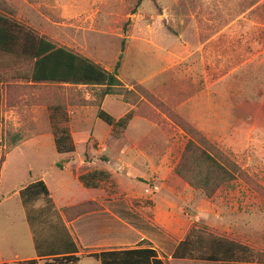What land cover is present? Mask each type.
Returning a JSON list of instances; mask_svg holds the SVG:
<instances>
[{
    "label": "rangeland",
    "instance_id": "1",
    "mask_svg": "<svg viewBox=\"0 0 264 264\" xmlns=\"http://www.w3.org/2000/svg\"><path fill=\"white\" fill-rule=\"evenodd\" d=\"M249 1L0 0V10L36 35L71 48L110 71L123 48L117 76L126 92L107 96L102 103L114 117L130 109L136 113L118 138L100 139L109 127L101 120L91 133L94 137L75 133L80 125L94 124L99 87L62 85L54 88V97L65 102L67 114H82L80 120L69 117L76 143L73 156L82 155L85 149H102L97 151V165L115 171V177L100 183L102 192L119 198L121 213H130V197L137 196L133 204L145 208L152 238L160 239L166 231L178 234L182 228L178 212L166 210L173 204L190 215L186 217L192 220L190 228L237 240L264 256V0L252 5ZM185 124L233 158L245 176L212 197L179 178L175 167L192 139ZM134 145L145 156H138ZM64 156L50 152L49 162L56 165L48 167L45 176L61 205L80 198L70 167L57 165ZM10 189L1 184L0 196ZM41 206L52 207L47 199H40L32 210ZM23 210L17 199L0 205V226L6 229L0 235L19 236ZM11 212L16 215H8ZM49 221L58 222L55 218ZM44 227L34 224L33 230L48 232ZM135 245L139 243L122 246ZM78 264L99 262L83 256Z\"/></svg>",
    "mask_w": 264,
    "mask_h": 264
},
{
    "label": "trees",
    "instance_id": "2",
    "mask_svg": "<svg viewBox=\"0 0 264 264\" xmlns=\"http://www.w3.org/2000/svg\"><path fill=\"white\" fill-rule=\"evenodd\" d=\"M255 1L250 0L248 4L252 5ZM122 56L123 48L118 54L113 70L110 71L71 48L56 45L51 40L36 35L0 10V72L17 71L22 79L39 84L40 90L45 94L43 102L46 105L45 124L54 136V145L58 153L69 154L75 150L65 102L55 100L54 97V88L58 86L66 84L99 87L96 117L110 127L112 138H118L135 116V111L130 109L115 118L100 107L104 96H123L126 92L117 76ZM130 94L135 95L133 91ZM146 96L153 98L148 93ZM123 101L128 102L126 99ZM148 117L151 116L148 114ZM185 127L192 134V139L186 142L175 167V173L179 178L192 188L200 190L205 197H212L217 190L229 185L236 178L245 176L238 163L210 143L200 131L187 124ZM78 178L88 191L97 195L103 191L100 183L109 179L110 174L103 169H93L80 173ZM19 194L22 204L27 208L32 228L34 224H39L42 228L45 226L44 228L53 232L54 238L50 243L51 250L43 254L45 256L2 264H78L83 256L93 258L100 264H166L149 244L77 254L78 248L64 221L56 215L57 225L49 223V220L53 219L50 212L52 207L42 206L39 212L32 210L33 204L40 199H47L48 204L52 206L45 183L42 180L32 182L22 188ZM100 208L97 200L88 199L65 207L62 211L66 219L70 220L76 215ZM43 231L45 230H41ZM38 247L41 248V245L38 244ZM172 257L213 262H264L263 254L254 251L248 245L229 237L204 234L197 228L189 229L184 239L175 247Z\"/></svg>",
    "mask_w": 264,
    "mask_h": 264
},
{
    "label": "crops",
    "instance_id": "3",
    "mask_svg": "<svg viewBox=\"0 0 264 264\" xmlns=\"http://www.w3.org/2000/svg\"><path fill=\"white\" fill-rule=\"evenodd\" d=\"M44 96L45 94L40 90L38 83L22 79L19 77L17 71L5 70L0 72V185L6 184L11 188L8 193L0 196V205L10 199H17L24 209L22 212L23 216L18 221V226L21 229L20 233L18 232L19 236L13 239L11 237L8 238L5 234L0 235V264L32 258L38 259L39 257L45 256L43 254L49 253V247L47 249L42 248L53 242V232L48 230V232L34 233L28 220L27 208L22 204L19 194L22 188L37 180H42L45 183L52 201V208L50 210L52 218L59 217L64 221L65 227L78 248L77 254H83L86 252L84 250L97 252L102 250L133 248L148 245L150 242L151 244L149 245L157 251L158 256L166 264H200V262H213L172 257L175 247L184 239L192 223L190 218H186L190 217V215L184 213L181 208L177 209L176 205L170 204V206L166 207V210L168 209L173 213L175 211L178 212L179 218L177 220L182 227L178 234L166 231L160 239L157 237L152 238L148 235L147 225L149 222L146 220L145 208L142 206V210H140L133 204L136 201L134 199L138 198L137 196L133 195L130 197V213L128 211L121 213L118 206L119 198L117 196H106L105 191H100L96 195L82 185L78 178L79 174L93 169L106 170L109 172L110 177H115L113 168L97 165V151H102V149H92L91 151L85 149L82 155L76 157L73 156V152L69 154L60 153L66 154V156L61 160L62 163L59 167L63 169L70 167L72 178L77 181V192L80 198L72 203L58 204V200L56 201L54 199L45 179L46 169L56 165L54 163L55 161L49 162L48 157L50 152L53 153L56 149L54 136L45 124L46 105L43 103L45 101ZM107 96L109 95L104 96L102 99L101 108ZM68 115L69 117L73 116L77 120L82 118V114L78 111H69ZM98 120L96 117L93 125H80L79 131L75 133H79L83 138L93 136L91 133L97 129ZM71 134L74 135V132L72 131ZM109 135L110 128L108 127V129L104 130V134L100 139H104ZM143 137L144 134L138 138ZM132 148L138 156H145L142 149L136 145ZM87 153L91 159L86 158ZM108 162H110V157ZM144 163H147L146 157ZM114 168H117V166ZM88 199L97 200L101 208L86 211L70 220L66 219L62 211L63 208L76 205ZM155 202L154 200V205ZM166 203L169 204L168 201ZM41 207H38L35 211L39 212ZM8 215L15 216L16 213L11 212ZM155 220L158 221L157 218ZM120 225L123 232H120ZM164 226L167 227L165 224ZM3 230L6 231L4 227L0 226V234ZM120 233H122L121 236ZM173 235L180 236L175 238ZM131 242L139 243V245L130 247L122 246ZM38 244L39 246L41 245V248L38 247Z\"/></svg>",
    "mask_w": 264,
    "mask_h": 264
}]
</instances>
